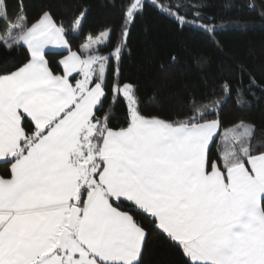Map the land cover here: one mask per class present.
Segmentation results:
<instances>
[{"label": "snow or ice", "instance_id": "snow-or-ice-1", "mask_svg": "<svg viewBox=\"0 0 264 264\" xmlns=\"http://www.w3.org/2000/svg\"><path fill=\"white\" fill-rule=\"evenodd\" d=\"M145 7L127 0L121 39L105 55L113 29L85 34L86 10L66 24L0 0V161L10 165L0 176V264H144L153 232L181 264H264V126L225 123L233 93L248 103L230 81L162 115L163 98L122 78L126 38ZM207 7L158 6L212 38ZM74 35L84 37L75 51ZM51 48L68 53L59 72ZM262 85L250 77L248 93Z\"/></svg>", "mask_w": 264, "mask_h": 264}, {"label": "trees", "instance_id": "trees-1", "mask_svg": "<svg viewBox=\"0 0 264 264\" xmlns=\"http://www.w3.org/2000/svg\"><path fill=\"white\" fill-rule=\"evenodd\" d=\"M204 2L208 5L204 13L208 19L204 22L217 26L212 38L195 25L180 27L158 8L187 5L195 0H146L144 14L131 25L126 38L120 64L122 78L135 82L145 96L163 98L162 115L178 114L192 96L219 95L221 81H230L234 89L239 88L245 93L248 103L238 105L233 93L222 108L225 123L243 120L264 126V91L253 87V94L248 93L250 77H254L258 84L264 82V0ZM23 3L30 19L37 18L42 10L47 9L66 24L77 13L86 10L85 34H96L108 27L113 29L111 44L104 50L106 54L121 39L123 9L127 0H23ZM154 3L157 6H153ZM9 8L15 12L17 0H9ZM181 11L190 13L187 8ZM83 39V35H74L72 50H78ZM47 54L53 70L59 72L57 61L67 51L49 50ZM15 55L22 57L24 52L21 50ZM114 111L116 119L113 123L120 124L123 106ZM9 168L10 165L0 161L2 176ZM139 219L151 227L146 217ZM144 264H181V257L165 237L153 232L144 254Z\"/></svg>", "mask_w": 264, "mask_h": 264}, {"label": "crops", "instance_id": "crops-1", "mask_svg": "<svg viewBox=\"0 0 264 264\" xmlns=\"http://www.w3.org/2000/svg\"><path fill=\"white\" fill-rule=\"evenodd\" d=\"M50 50H52V51H62V49H58V48H51ZM47 51H49V50H46V52H47ZM67 54H68V53H67ZM67 54H66V55H67ZM0 176H2V175L0 174Z\"/></svg>", "mask_w": 264, "mask_h": 264}, {"label": "rangeland", "instance_id": "rangeland-1", "mask_svg": "<svg viewBox=\"0 0 264 264\" xmlns=\"http://www.w3.org/2000/svg\"><path fill=\"white\" fill-rule=\"evenodd\" d=\"M149 1H154V0H149ZM105 55H107L106 53H104Z\"/></svg>", "mask_w": 264, "mask_h": 264}]
</instances>
